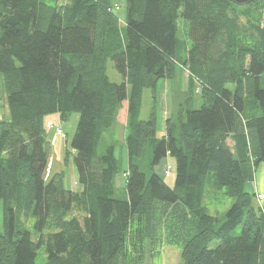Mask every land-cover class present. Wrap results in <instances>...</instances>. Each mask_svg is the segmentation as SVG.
Instances as JSON below:
<instances>
[{
	"label": "trees",
	"instance_id": "obj_1",
	"mask_svg": "<svg viewBox=\"0 0 264 264\" xmlns=\"http://www.w3.org/2000/svg\"><path fill=\"white\" fill-rule=\"evenodd\" d=\"M116 6L0 0V264H35L42 247L43 264H145L172 245L181 264H264V204L246 187L264 162V0H125L123 24ZM177 64L189 95L158 136L142 94L154 99ZM55 113H78L79 190L64 187V172L45 178L43 119ZM119 115L125 198L114 196L115 144L99 152ZM167 156L172 186L154 171Z\"/></svg>",
	"mask_w": 264,
	"mask_h": 264
},
{
	"label": "rangeland",
	"instance_id": "obj_2",
	"mask_svg": "<svg viewBox=\"0 0 264 264\" xmlns=\"http://www.w3.org/2000/svg\"><path fill=\"white\" fill-rule=\"evenodd\" d=\"M118 14L121 24H123L122 19L125 17V0H117V6L115 8ZM107 74L111 81L120 82L121 76L113 68L111 62L107 65ZM191 78L187 69L180 64H177L172 77H164L158 80L155 97L153 99V94L151 89H145L142 94V112L141 118L147 119L149 117L150 110L154 108L155 114L158 120L164 124L165 119L171 117L175 118L177 115V110L180 105L183 104L186 97L189 95V86ZM262 86H264V77L262 79ZM162 93L165 94V105L166 109L160 110V104L157 97ZM194 100L199 101V97L192 92L191 94ZM2 100V107L0 108V118H8V110L4 102V91H3V80L0 74V101ZM156 101V107H155ZM78 120V113H71L67 120L62 121L57 113L50 114L44 117L43 123L46 130V141L49 143L48 147V166L45 173V178L49 176L64 172L63 185L69 190H79L81 187L77 181V172L75 165L73 163L72 150L70 146L71 137L75 131L76 124ZM111 129L103 135V142L99 146V152L103 151V144H115L116 149L119 146V138L117 136H111ZM162 134V133H161ZM119 161V172L115 176L116 190L114 196L116 198H123L125 193V184L120 186L118 184L119 178L123 173L124 160L116 154ZM169 166L164 171L165 181L169 186L174 183L175 176V159L169 157ZM259 166V165H258ZM258 168V167H257ZM256 168V170H257ZM255 170V173H256ZM255 173H253V178L255 180ZM259 195H264V193L256 192V200L259 204H264V199L258 198ZM212 199V198H211ZM212 206H210L211 208ZM214 210V207H212ZM0 218H2V209L0 212ZM33 219L30 218L26 220V226L31 230ZM165 247V248H164ZM160 253H154L153 256H147L145 264H181L179 248L176 246H164ZM45 261V253L43 247L38 251V255L35 260V264H43Z\"/></svg>",
	"mask_w": 264,
	"mask_h": 264
},
{
	"label": "crops",
	"instance_id": "obj_3",
	"mask_svg": "<svg viewBox=\"0 0 264 264\" xmlns=\"http://www.w3.org/2000/svg\"><path fill=\"white\" fill-rule=\"evenodd\" d=\"M157 100L160 104V110L166 109L165 94L162 93L161 95H159L157 97ZM155 107H156V101H155ZM141 112H142V109H141ZM156 120H157V129H156L157 135L162 136L165 133V121H166V119L164 121V124L161 123V121L158 120L157 117H156ZM115 131H116L118 138H119V141H118L119 146H117V149L115 150V155L118 154V156L122 157V159L124 160V168H123V171H124V169L126 168V163H127V159H128L127 158V152H126L125 147L123 145V138L125 135V116H120V115L118 116V123H116ZM116 133H111L110 135L114 136V134H116ZM168 162H169V156H167L166 158H163L158 163V165H156L154 167V171L157 174L163 176L164 171L167 168V166L170 167ZM170 169H171V167H170ZM118 184L122 187L125 184L124 172L121 174V177L119 178ZM246 187L249 191H251L255 195H256V192L264 193V162L259 164V166L256 170V173H255V180L253 179L252 181L248 182L246 184ZM115 190H116V183H115ZM125 197H126V193H124L123 198H125ZM256 203L258 205H261L258 203L257 200H256Z\"/></svg>",
	"mask_w": 264,
	"mask_h": 264
},
{
	"label": "water",
	"instance_id": "obj_4",
	"mask_svg": "<svg viewBox=\"0 0 264 264\" xmlns=\"http://www.w3.org/2000/svg\"><path fill=\"white\" fill-rule=\"evenodd\" d=\"M230 2L234 3L235 5L243 6L248 3L253 2L254 0H229Z\"/></svg>",
	"mask_w": 264,
	"mask_h": 264
},
{
	"label": "built area",
	"instance_id": "obj_5",
	"mask_svg": "<svg viewBox=\"0 0 264 264\" xmlns=\"http://www.w3.org/2000/svg\"><path fill=\"white\" fill-rule=\"evenodd\" d=\"M258 198L261 200L262 202V199H264V195H259Z\"/></svg>",
	"mask_w": 264,
	"mask_h": 264
},
{
	"label": "bare ground",
	"instance_id": "obj_6",
	"mask_svg": "<svg viewBox=\"0 0 264 264\" xmlns=\"http://www.w3.org/2000/svg\"><path fill=\"white\" fill-rule=\"evenodd\" d=\"M199 108V107H198ZM21 230V229H20Z\"/></svg>",
	"mask_w": 264,
	"mask_h": 264
}]
</instances>
